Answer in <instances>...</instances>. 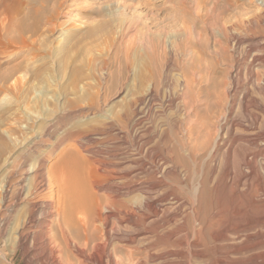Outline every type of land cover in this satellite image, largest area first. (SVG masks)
<instances>
[{
	"label": "bare ground",
	"instance_id": "6f19581e",
	"mask_svg": "<svg viewBox=\"0 0 264 264\" xmlns=\"http://www.w3.org/2000/svg\"><path fill=\"white\" fill-rule=\"evenodd\" d=\"M244 53V74L237 66L228 93L206 76L198 83L194 72L184 75L179 108L203 104L205 111L149 150L152 160H161L155 167L141 159L113 162L112 155L87 145L96 137L83 144L68 134L49 146V130L33 137L35 162L29 156L13 163L1 190L3 263L193 264L197 258L202 264H243V256H252L251 264H264V39L250 38ZM242 79L244 90L235 98ZM130 128L116 134L130 135ZM109 134L103 129L99 139ZM51 156L58 160L48 165ZM220 190L232 198L227 208L213 207ZM167 204L182 213L165 232L160 223ZM22 208L24 219L5 250L11 213Z\"/></svg>",
	"mask_w": 264,
	"mask_h": 264
},
{
	"label": "rangeland",
	"instance_id": "374dc122",
	"mask_svg": "<svg viewBox=\"0 0 264 264\" xmlns=\"http://www.w3.org/2000/svg\"><path fill=\"white\" fill-rule=\"evenodd\" d=\"M252 37L264 39V0H0V197L13 163L29 158V141L46 130L48 146L73 134L115 163L126 158L160 165L149 150L205 111L203 104L179 108L184 75L194 72L198 83L206 76L228 93ZM240 81L235 98L245 87ZM127 126L130 135L116 134ZM103 129L109 138L99 139ZM57 160L51 156L47 164ZM231 199L220 190L213 207L227 208ZM168 205L160 223L165 232L182 213ZM18 210L11 213L5 250L25 216Z\"/></svg>",
	"mask_w": 264,
	"mask_h": 264
}]
</instances>
